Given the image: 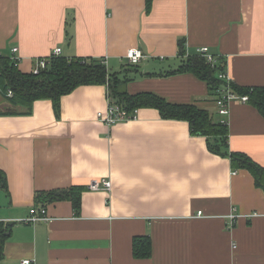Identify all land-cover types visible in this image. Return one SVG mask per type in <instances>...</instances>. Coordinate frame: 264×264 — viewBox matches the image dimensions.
I'll use <instances>...</instances> for the list:
<instances>
[{
	"label": "crops",
	"instance_id": "crops-1",
	"mask_svg": "<svg viewBox=\"0 0 264 264\" xmlns=\"http://www.w3.org/2000/svg\"><path fill=\"white\" fill-rule=\"evenodd\" d=\"M202 47L233 85L264 87V0H153L148 9L145 0H0V55L18 58L22 73L60 48L129 79L131 95L215 114L204 81L165 76ZM132 48L144 56L135 66L125 58ZM9 107L0 97V111ZM106 107L104 86H81L61 98L58 116L48 100L30 115L0 116V221L13 223L0 264H264V193L247 171L210 152L185 121L139 109L109 128L96 118ZM225 121L229 150L264 168V116L232 102ZM93 179L110 191H89ZM80 189L78 211L69 200L47 203L51 221L19 223L36 193ZM139 236L150 239L147 259L133 257Z\"/></svg>",
	"mask_w": 264,
	"mask_h": 264
},
{
	"label": "trees",
	"instance_id": "trees-1",
	"mask_svg": "<svg viewBox=\"0 0 264 264\" xmlns=\"http://www.w3.org/2000/svg\"><path fill=\"white\" fill-rule=\"evenodd\" d=\"M153 0H145L148 9ZM183 53H181V57ZM198 55V54H197ZM177 70L167 72L165 76L182 72H189L207 84L211 98L214 90L221 85L216 77L224 65L218 59L214 67L208 65L201 56L186 57ZM129 79H119L115 74L107 72L100 61L84 58L65 59L62 57L50 58L47 67L38 75L22 73L13 61L0 55V97L9 104L11 111H0V116L30 115L35 101L48 100L51 102L55 115H59L60 100L81 86L107 87L108 97L112 103H119L126 110L155 109L161 118L187 122L190 132L207 138L210 152L219 156H228L233 170L247 171L254 180L256 188L264 193V168L254 162L244 153L231 152L228 147L227 124L215 121L212 115L195 104H175L152 93H138L131 95L125 90ZM234 92L247 94L249 104L264 116V87L244 88L231 85ZM10 90L12 97H7ZM16 110V111H15ZM213 139L211 142L210 139ZM84 190V189H83ZM73 190L52 191L35 194V206H45L47 203L69 200L75 211L80 207V194ZM8 193L7 178L0 169V197ZM13 223L0 221V261L3 256V247L8 238ZM132 254L135 259H147L151 256V242L148 236L134 237L132 240Z\"/></svg>",
	"mask_w": 264,
	"mask_h": 264
},
{
	"label": "built area",
	"instance_id": "built-area-1",
	"mask_svg": "<svg viewBox=\"0 0 264 264\" xmlns=\"http://www.w3.org/2000/svg\"><path fill=\"white\" fill-rule=\"evenodd\" d=\"M12 54L17 52L16 48L11 50ZM199 56L205 59L206 63L211 67H214L217 64V59L213 56L207 47L199 48L196 52ZM61 49L55 48L51 54L47 58H39L33 61V66L31 68V73L33 75H38L42 70H44L50 58H58L60 57ZM143 54L140 50L136 48L129 49L125 55L127 63L129 65L135 66L138 65L139 62L143 58ZM14 65L17 67L19 60L18 58L11 57ZM217 79L221 81L220 87L214 90V95L212 97L213 104L216 108V114L220 118V124L226 125L225 118L229 115V106L232 102H240V103H248L249 96L246 94H238L234 92L231 88V81L224 73V71H220L216 75ZM106 89V100H107V107L104 112H98L96 115L97 120L105 125L106 127H112L119 123H125L130 121H135L138 118V109H134L132 111L126 110L123 106L119 103H112L108 97V90ZM7 97H12V93L10 90L7 91ZM87 189L91 192H99V191H110L111 189V182L108 180L100 179L96 180L93 179L89 182ZM201 215V212L198 213ZM235 216L229 215V227L235 222ZM51 218L47 215V210L45 206H33L29 210V214L25 219L19 220L21 224H36L39 222H49ZM22 264H29V260H24Z\"/></svg>",
	"mask_w": 264,
	"mask_h": 264
},
{
	"label": "rangeland",
	"instance_id": "rangeland-1",
	"mask_svg": "<svg viewBox=\"0 0 264 264\" xmlns=\"http://www.w3.org/2000/svg\"><path fill=\"white\" fill-rule=\"evenodd\" d=\"M209 113L212 115V117H214V118L216 117V115H215L216 113L215 114L212 112H209Z\"/></svg>",
	"mask_w": 264,
	"mask_h": 264
},
{
	"label": "water",
	"instance_id": "water-1",
	"mask_svg": "<svg viewBox=\"0 0 264 264\" xmlns=\"http://www.w3.org/2000/svg\"><path fill=\"white\" fill-rule=\"evenodd\" d=\"M8 111L12 110V108H7ZM10 232H8L6 235L8 236Z\"/></svg>",
	"mask_w": 264,
	"mask_h": 264
}]
</instances>
